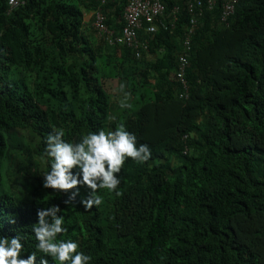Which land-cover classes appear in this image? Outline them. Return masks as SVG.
<instances>
[{
  "label": "trees",
  "instance_id": "16d2710c",
  "mask_svg": "<svg viewBox=\"0 0 264 264\" xmlns=\"http://www.w3.org/2000/svg\"><path fill=\"white\" fill-rule=\"evenodd\" d=\"M159 1L179 21L139 32L150 51L136 58L86 21L99 0H0V236L22 235V258L35 251L37 211L56 204L63 238L91 264H264V0H240L228 22L220 5L205 10L187 52L188 98L177 74L191 0ZM128 3L102 7L117 35ZM120 124L151 157L125 160L119 195L98 190L102 203L85 209V187L72 198L42 186L49 133L78 142Z\"/></svg>",
  "mask_w": 264,
  "mask_h": 264
},
{
  "label": "clouds",
  "instance_id": "9594fccd",
  "mask_svg": "<svg viewBox=\"0 0 264 264\" xmlns=\"http://www.w3.org/2000/svg\"><path fill=\"white\" fill-rule=\"evenodd\" d=\"M123 99L121 108H130L127 102L130 92L121 83ZM63 130H53L44 140L43 155L50 165L42 177V186L61 193L75 189L74 198L79 187L88 190L86 199L81 203L85 209H92L102 203L98 190L119 195L121 183L119 173L125 160L131 158L137 163H145L151 157L147 144L139 143L134 133L126 130L123 124L114 130L98 129L82 135L78 142L63 139ZM68 203V201H65ZM61 208L50 205L37 211V223L32 226L35 238V251L27 258H22L24 249L23 236L16 234L6 238L0 236V264H37V253H40L39 264H91L92 257L79 250V244L72 239H64L68 232L65 217ZM14 223V219H9Z\"/></svg>",
  "mask_w": 264,
  "mask_h": 264
},
{
  "label": "built area",
  "instance_id": "2783aa9c",
  "mask_svg": "<svg viewBox=\"0 0 264 264\" xmlns=\"http://www.w3.org/2000/svg\"><path fill=\"white\" fill-rule=\"evenodd\" d=\"M21 0H9L11 7L19 5ZM100 9L94 14L93 27L97 35L110 45L126 46L134 51L136 58H141L144 53L150 51V41H141L139 32H144L148 36L157 34L160 30L173 31L179 21L181 14L179 8H174L169 17L166 16V8L159 0H129L124 13V26L121 34L117 35L106 25V17L102 7L108 0H99ZM240 0H191L185 7L186 13L190 16L187 35L183 42L184 51L179 57L180 72L178 79L182 82L183 93L181 98H188L189 87L185 81V70L188 66L189 52L191 50V40L195 33L198 20L204 16L205 10H213L217 5L222 9V22L234 16L236 6ZM169 19V20H167Z\"/></svg>",
  "mask_w": 264,
  "mask_h": 264
},
{
  "label": "crops",
  "instance_id": "0c3cea01",
  "mask_svg": "<svg viewBox=\"0 0 264 264\" xmlns=\"http://www.w3.org/2000/svg\"><path fill=\"white\" fill-rule=\"evenodd\" d=\"M92 16H93V14H90L89 16H87L86 21L89 22L91 20V18H93Z\"/></svg>",
  "mask_w": 264,
  "mask_h": 264
}]
</instances>
